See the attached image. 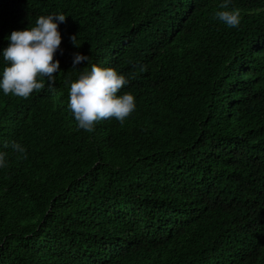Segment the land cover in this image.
Masks as SVG:
<instances>
[{"label": "trees", "instance_id": "obj_1", "mask_svg": "<svg viewBox=\"0 0 264 264\" xmlns=\"http://www.w3.org/2000/svg\"><path fill=\"white\" fill-rule=\"evenodd\" d=\"M223 3L0 0V79L14 30L67 16L56 83L0 89V264H264V0H231L238 27ZM97 63L136 109L88 132L67 105Z\"/></svg>", "mask_w": 264, "mask_h": 264}, {"label": "clouds", "instance_id": "obj_2", "mask_svg": "<svg viewBox=\"0 0 264 264\" xmlns=\"http://www.w3.org/2000/svg\"><path fill=\"white\" fill-rule=\"evenodd\" d=\"M231 0H224L215 13L216 18L228 27H238L241 23V9L229 8ZM63 13L41 15L35 25L22 30H14L7 38L8 46L3 50L6 66L2 71L0 89L5 95L28 99L34 92L45 88V78L51 88L56 83V73L60 70V60L55 59L62 43L59 25L66 22ZM77 48L81 43L77 34L70 37ZM62 54V51H61ZM84 61L90 62V56L80 52L73 54L72 68ZM129 83V78L114 67L93 64L90 70L85 67L78 78L71 82L68 108L74 116L79 129L91 132L96 123L115 118L121 123L136 109L135 96L126 92L118 95ZM7 147V145H6ZM11 150L25 154V147L11 142ZM7 151H0V167L6 166Z\"/></svg>", "mask_w": 264, "mask_h": 264}]
</instances>
